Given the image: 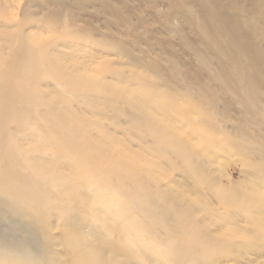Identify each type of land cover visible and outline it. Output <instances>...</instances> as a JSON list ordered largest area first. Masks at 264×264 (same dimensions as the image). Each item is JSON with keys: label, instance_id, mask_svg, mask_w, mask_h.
Instances as JSON below:
<instances>
[{"label": "bare ground", "instance_id": "6f19581e", "mask_svg": "<svg viewBox=\"0 0 264 264\" xmlns=\"http://www.w3.org/2000/svg\"><path fill=\"white\" fill-rule=\"evenodd\" d=\"M160 1L176 4L175 14L194 36L228 57V64L237 65L222 72L221 85L235 105L243 106V115L256 117L246 118L245 124L263 130L264 0ZM150 2L155 9L158 1ZM56 19L40 21L39 26L50 29ZM167 24L184 32L173 18ZM10 37L11 56L0 54V220L18 224L16 230L27 237L18 242L0 236V264H216L218 257L264 249V134L240 126L237 138L226 132L222 138L212 136L200 116L213 115L200 105L209 103L216 110L217 93L204 96L206 89L196 94L190 88L185 94L172 86L159 91L156 83L141 79L139 90L116 89L106 83L105 72L85 77L78 65L76 73L77 65L67 61L58 46L74 49L78 42L90 41L81 32L55 39L48 48L40 40L28 39L23 25ZM199 61L204 71H212L207 58ZM114 74L124 80L123 72ZM44 86L50 90L44 91ZM70 92L78 98L89 96L91 118L72 109L64 96ZM193 97L201 102L199 120L182 106H189ZM123 105L129 106L126 115ZM107 109L117 118L125 116L142 132L140 139L152 138V143L141 139L142 150L129 152L106 133L101 119ZM111 121L116 124L115 118ZM24 139L39 146L24 149L19 144ZM252 149L262 157L260 164L250 161ZM214 153L247 155L263 179L252 190L214 186L212 171L203 161ZM152 155L184 169L194 180L196 198L161 187L167 177ZM206 190L220 200L223 213L217 221L203 198ZM72 198L80 199L85 211H77ZM188 200L202 209L197 215L190 212ZM201 214L206 217L198 218ZM239 219L249 229L240 228ZM220 221L222 230L213 231ZM54 224L60 231L63 258L52 250Z\"/></svg>", "mask_w": 264, "mask_h": 264}, {"label": "rangeland", "instance_id": "374dc122", "mask_svg": "<svg viewBox=\"0 0 264 264\" xmlns=\"http://www.w3.org/2000/svg\"><path fill=\"white\" fill-rule=\"evenodd\" d=\"M157 1L154 9L150 0H0V54L4 58L11 56L14 42L11 40L10 32L15 33L18 25L24 26V35L28 39L40 40L45 48H48V44L55 39L71 37L81 32L89 36L90 41H80L74 49L58 46V51L64 55V58L77 65L74 68L76 73L79 72L78 65L83 69L81 71L85 77H89L96 71L105 72L106 83L116 89L139 90L140 87L137 85L143 83L138 79L150 84L156 83L159 91H170L172 86L185 94H189L191 88L197 94L206 89L202 93L204 96H208V91L217 93L219 96L216 110L209 103L201 106L199 99L194 97L187 101L189 106H186V103L182 106L190 109L192 119L199 120L198 111L200 110L197 107L199 105L208 115H213L212 118L200 116L202 124L210 130L212 136L222 138L223 132H226L225 134L233 139L237 138L242 134L239 130L240 126L252 134L263 135L264 129L257 131L255 127L245 124L246 118L254 117L255 119L256 117L250 114L243 115L241 110L243 106L235 105L231 100L230 92L221 85L220 81L224 79L222 72L230 67L237 69V65L228 64V57L216 52L214 47L208 46V42L204 43L194 36L190 26L181 19V16L175 14V10L178 9L176 4H164L160 0ZM51 17L57 18L52 28L45 29L39 26L40 21ZM168 18H173L175 25H178V28L182 26L184 32L179 34L175 28L169 27ZM55 53L57 52L50 51V54ZM202 58H207L213 64L212 71L210 69L208 72L204 71L205 66L199 61ZM176 67L182 72L180 76ZM117 72L124 73L122 77L124 80L115 76L114 73ZM175 82L179 83L175 84ZM48 84L51 83L48 82ZM48 84L43 83V85ZM42 88L46 92L50 90L49 86ZM71 93H66L64 96L72 102V109L83 117L91 118L89 96L82 95L78 98ZM128 111L129 106L123 105L122 112L126 115ZM103 113L101 121L106 133L119 140L129 152H140L143 148V139L149 140L148 144L152 143V138L149 137V139L143 137L141 140L142 132L134 128L125 116L119 115L117 118L118 114L111 109ZM114 118L116 124L112 125L111 119L114 120ZM184 130L188 132L189 128ZM19 144L24 149L39 146L30 139L19 140ZM251 152L254 155L251 156L250 161L260 164L262 157L258 156L254 149ZM245 156L237 153H214L206 156L203 161L212 171L210 176L214 177L213 185L227 190L239 188L252 190L257 187L258 180L263 179L262 172L259 167L250 165ZM150 158L167 177L161 183V187L172 188L178 194L188 195L190 199L196 198L197 189L194 180L187 176L184 169L153 155ZM23 170L27 172L28 169L23 166ZM64 175H70L69 171H65ZM203 198L216 212L214 220H219V216L223 213L220 200L207 190L203 193ZM71 203L77 211H85V206L80 199L72 198ZM189 204L191 206H186L195 215L202 210L190 201ZM200 216L198 218L204 219L206 214ZM18 220V223H24V220ZM216 224L217 226L212 230L221 231V221ZM237 224L244 230L250 227L244 219H239ZM16 226L19 225L0 220V236L18 240V242L24 241L26 234L16 230ZM53 226L50 232L54 238L52 250L58 257L63 258L64 254L58 239L60 231L56 224ZM37 242L42 243L40 237ZM214 262L216 264H264V249L237 257H218Z\"/></svg>", "mask_w": 264, "mask_h": 264}]
</instances>
